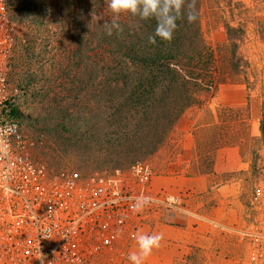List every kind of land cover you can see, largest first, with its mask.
<instances>
[{"label": "rangeland", "instance_id": "1", "mask_svg": "<svg viewBox=\"0 0 264 264\" xmlns=\"http://www.w3.org/2000/svg\"><path fill=\"white\" fill-rule=\"evenodd\" d=\"M7 1L16 22L9 78L23 91L16 104L18 119L32 157L47 169L56 173L75 170L87 180L144 161L152 166L153 179L165 173L176 175L180 165L194 174L212 168L208 152L215 141L209 140L243 139L242 151L249 153L251 163L246 179L250 199L255 185H264L263 0H198L200 25L215 49L217 68L212 77L202 79V90L194 92L196 103L147 156L127 148L123 134L133 138L136 125L155 123L159 95H119L117 64L105 58L109 52L104 46L103 17L83 12L79 5H85V0ZM228 26L234 29V39L229 38ZM254 123H259L258 130ZM180 160L184 161L179 164ZM163 206L154 205L147 216L136 219V234L149 233L145 228L149 215ZM170 231L175 233V229ZM220 233L225 235L224 230ZM228 235L227 240L224 236L228 248L243 244L235 234ZM219 243L218 250L224 246ZM167 245L171 250L153 249L144 264H184L185 259L193 264L194 257L177 255V245ZM134 251H139L136 240L127 239L85 264H131L128 257ZM229 258L236 264L246 262L242 256Z\"/></svg>", "mask_w": 264, "mask_h": 264}, {"label": "built area", "instance_id": "2", "mask_svg": "<svg viewBox=\"0 0 264 264\" xmlns=\"http://www.w3.org/2000/svg\"><path fill=\"white\" fill-rule=\"evenodd\" d=\"M15 40L16 22L0 0V129L16 125L8 155L0 156V264H85L134 239L136 219L165 200L151 194L154 172L144 161L85 180L32 157L22 123L9 114L23 94L9 78ZM215 224L248 247L250 264H264L263 184L254 187L244 224Z\"/></svg>", "mask_w": 264, "mask_h": 264}, {"label": "trees", "instance_id": "3", "mask_svg": "<svg viewBox=\"0 0 264 264\" xmlns=\"http://www.w3.org/2000/svg\"><path fill=\"white\" fill-rule=\"evenodd\" d=\"M79 7L83 12L87 10L103 17L104 46L109 52L105 58L107 63L117 64L115 74L118 83L115 87L119 95L142 96L149 92L159 95L154 106L157 110L153 117L155 123L136 125V137L123 134L127 148L138 149L142 156H147L164 143L168 132L184 111L196 103L194 92L202 90V79L212 77L213 68H217L215 49L208 44L200 25L199 3L195 23L178 21L179 27L172 43L157 38L155 45L147 40L149 35L154 34V19L141 21L130 14H121L119 23L123 31L113 30L109 36L105 22L113 19V13L107 0H85V5L80 3ZM233 31L228 26L230 39H234ZM232 54H236L234 44ZM9 114L15 117L20 115L16 106L11 107ZM139 135L143 136L137 138Z\"/></svg>", "mask_w": 264, "mask_h": 264}, {"label": "crops", "instance_id": "4", "mask_svg": "<svg viewBox=\"0 0 264 264\" xmlns=\"http://www.w3.org/2000/svg\"><path fill=\"white\" fill-rule=\"evenodd\" d=\"M254 125L258 130L259 123ZM214 141L215 144H222L208 152L212 153L213 160L210 170L192 174L180 165L176 175L165 173L152 180L151 194L163 196L165 202L162 204L165 206L149 215L145 228L150 229L148 235L154 232L163 234V251L171 250L167 244H176L177 255L194 257L193 264H236L229 255L242 256L250 264L248 247L239 244L228 248L224 236L226 240L231 236L225 230V235L222 233L221 236L223 229L219 228V231L215 224H242L247 220L246 204L251 191L246 179L251 171L250 155L242 151L243 139L209 140ZM194 152L197 154L196 150ZM198 154L202 155L199 151ZM181 161L184 160H180L179 164ZM173 229L175 233L170 231ZM218 243L224 244L220 250ZM190 247L192 252L189 251ZM184 262L190 264L187 259Z\"/></svg>", "mask_w": 264, "mask_h": 264}, {"label": "clouds", "instance_id": "5", "mask_svg": "<svg viewBox=\"0 0 264 264\" xmlns=\"http://www.w3.org/2000/svg\"><path fill=\"white\" fill-rule=\"evenodd\" d=\"M107 4L113 13V19L105 22L107 35L111 36L113 30L123 31L119 18L121 14H130L141 21L155 20L154 34L147 37L148 43L155 45L157 38L171 44L178 29V21L195 23L198 19V0H107ZM16 132V125L9 124L0 129V156L8 155L10 145L6 137ZM138 244L139 251L129 255L131 264H144L151 255L153 249H158L163 240V234L148 235L137 233L133 236Z\"/></svg>", "mask_w": 264, "mask_h": 264}]
</instances>
